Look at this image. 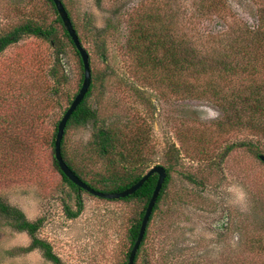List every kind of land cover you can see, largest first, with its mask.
<instances>
[{"label": "rangeland", "instance_id": "obj_1", "mask_svg": "<svg viewBox=\"0 0 264 264\" xmlns=\"http://www.w3.org/2000/svg\"><path fill=\"white\" fill-rule=\"evenodd\" d=\"M61 1L88 55L86 103L95 112V121L64 130L65 159L96 188L112 169L121 170L117 152L127 156L130 163L123 165L135 175L169 167L135 264H264V121L224 113V103L217 94L208 99L209 91L198 99L182 97L178 86L151 76L149 65L128 51L136 23L173 31L176 40L184 31L189 36L191 0ZM229 4L237 24L254 27L255 1ZM25 21L53 26L57 44L24 36L0 53V200L27 221L40 219L35 237L63 264H126L129 229L144 203L75 193L61 179L51 141L82 69L47 0H0V35ZM226 28L214 15L195 27L202 45L213 39L216 46L210 50L216 77L204 74L202 82L218 94L227 90L217 47ZM98 129L114 134L112 154L98 153ZM77 194L81 211L68 218L64 208L76 210ZM29 243L25 232L0 218V264H52L40 249L23 251Z\"/></svg>", "mask_w": 264, "mask_h": 264}, {"label": "trees", "instance_id": "obj_2", "mask_svg": "<svg viewBox=\"0 0 264 264\" xmlns=\"http://www.w3.org/2000/svg\"><path fill=\"white\" fill-rule=\"evenodd\" d=\"M251 1H255V10L258 13L254 27L242 23H236L235 18L230 14L231 5L229 4V0H191V6H193V9L190 13L185 15V28L190 32V35L186 36L184 31L181 39L177 40L172 36L173 31H161L154 23L147 25L145 29L141 23H136L135 28L129 34V54L132 55L134 60L141 61V65H149L146 71L154 78H157V80L166 78L167 82L173 89H175V86H178L179 94L184 98L198 99L205 91H209L214 94H211V97H208V99L216 100L215 96L217 94L220 101L224 103V106L221 108L224 113L231 110V113H235L237 118H240L241 114H246L249 117L256 118L258 121H264V0ZM47 2L54 11L55 22L61 26L63 35L74 49L81 65L79 56L58 18L51 0H47ZM60 2L71 22L69 14L61 0ZM212 15L216 16V19H218L219 22L221 21L224 26L227 27L225 31H222L223 36L221 40H218L219 43L217 46L222 51V53L218 55V58L220 59L218 63L221 64V67H219V73L227 89L221 94L216 93L214 86L211 83L208 84V81L202 82L204 74L213 78V81L214 76L216 77L213 70L215 65L212 62V56L210 53V50H213L216 46L215 44L210 45V43H213V39L209 43L202 45V39L204 36L199 33V31L196 32L195 30L199 20L205 17H212ZM143 18L145 17H140V19ZM151 20L155 23L159 21L158 17H151ZM233 23L235 24L233 25ZM71 24L75 30L72 22ZM233 33L236 34L231 36ZM24 36H33L39 39L48 40L53 45L57 44L55 43L56 36L55 28H53V26L37 24L34 21H25L14 27L12 30L0 35V53L6 47L15 44ZM178 45H181L182 47L178 49ZM251 47H253V49H251ZM257 49L260 50L257 52ZM58 52H56V55H58ZM90 91L91 85L89 84L88 90L83 99L69 116L64 130L70 124L85 125L95 121V112L86 103ZM53 137H55V133L53 134ZM93 138V144L97 148L98 153L107 156L115 152L114 142H117V140H115L114 134L111 133L109 129H98L93 135ZM53 141H51L52 147ZM122 149H124V147H122ZM252 152L256 157L259 154L257 150ZM116 154L122 163L119 168L121 170L118 171L116 168L112 169V173L103 177L100 181L102 187L96 188L90 183L85 182L69 161L65 159L63 141H60V155L65 165L80 181L91 189L101 193L120 192L136 183L143 175H135L132 173V170H127L125 165H123L124 163H128L127 156L120 152H117ZM53 163L63 182L72 188L75 193L83 191L68 181L59 170L54 158ZM163 169L165 177L148 218L143 238L135 253L133 264H135L140 247L143 245V241L147 236L148 224L157 209V205L161 200L166 184L169 181V167ZM155 182L156 175L153 174L149 176L136 191L123 198V200L135 198L144 203L143 208L139 213V219L129 229L128 237L130 239V248L136 238L144 209L150 198ZM75 205L76 210L74 212L64 208L66 217L74 218L81 211L82 204L78 194L76 195ZM0 218L7 221L10 227L14 230L25 232L29 236L30 243L26 248L22 249L23 251L30 252L35 249H40L42 250V256L52 264H63L53 253H51L48 245L35 237V232L40 226V219L32 222L27 221L19 210L3 203L1 200Z\"/></svg>", "mask_w": 264, "mask_h": 264}, {"label": "water", "instance_id": "obj_3", "mask_svg": "<svg viewBox=\"0 0 264 264\" xmlns=\"http://www.w3.org/2000/svg\"><path fill=\"white\" fill-rule=\"evenodd\" d=\"M54 9L56 11V14L58 18L61 21V24L67 33L69 39L71 40L82 65V80L80 87L71 100L70 104L64 111L63 115L61 116L60 120L57 123L55 137L53 141V158L61 171V173L70 181L73 185H75L78 189L85 191L89 195L95 196L97 198L107 199V200H117V199H123L126 196L131 195L134 191H136L143 182L151 175H156V182L154 185V188L152 190V193L150 195V198L146 204V207L144 209V213L142 215L138 232L136 235V238L132 244V247L130 248V251L128 253L127 257V264H133L135 253L139 247V244L143 238V234L146 228V224L148 221V218L151 214L152 207L155 203L156 197L158 195V192L161 188V185L163 183L165 172L162 166L155 165L149 168L142 176L141 178L131 185L130 187L115 193H101L98 191H95L88 187L86 184H84L82 181H80L71 171L70 169L65 165V163L62 160V157L60 155V141L63 135V131L65 128V124L71 115V113L74 111V109L77 107V105L81 102L84 95L86 94L89 84H90V69H89V63H88V55L85 51V49L81 46L78 37L75 33V30L72 27V24L67 16V13L65 12L60 0H51ZM259 159L261 161H264V156H259Z\"/></svg>", "mask_w": 264, "mask_h": 264}]
</instances>
